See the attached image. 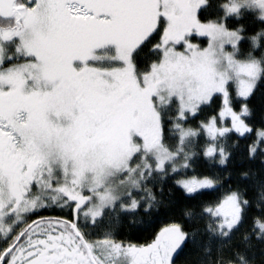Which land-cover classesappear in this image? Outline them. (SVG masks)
I'll return each mask as SVG.
<instances>
[{"label": "snow or ice", "instance_id": "snow-or-ice-1", "mask_svg": "<svg viewBox=\"0 0 264 264\" xmlns=\"http://www.w3.org/2000/svg\"><path fill=\"white\" fill-rule=\"evenodd\" d=\"M260 84L264 0H0V264H175L189 244L206 264H252L253 173L197 166L226 168L241 138L264 166ZM166 184L198 203L151 242L119 239L125 221L173 211Z\"/></svg>", "mask_w": 264, "mask_h": 264}, {"label": "trees", "instance_id": "trees-1", "mask_svg": "<svg viewBox=\"0 0 264 264\" xmlns=\"http://www.w3.org/2000/svg\"><path fill=\"white\" fill-rule=\"evenodd\" d=\"M193 42H196L197 45L204 47L205 40L201 39L197 36L192 38ZM249 104L254 111L255 116V124L259 126L260 117L264 115V84H260L255 93L249 100ZM195 126V125H193ZM254 137V133L252 134ZM248 143H251V139L245 141L243 138L239 141V147L233 149V158L226 168L213 165L204 161L203 156L201 155L200 160L201 164L197 166V173H212V174H223L224 179L228 178L229 173H235L238 169L244 168L253 173V178L248 182V192L247 195L249 199L253 203V207L249 210V219L245 223V225L241 228L243 232L246 230L252 223V218L259 215L260 208L259 205L264 203L259 199V191L258 185L261 180H264V166H262L260 159L249 161L245 158V149ZM170 183V182H168ZM167 184L165 185V199H173L176 201L175 207L173 211H169L166 208H162L159 213L152 217L148 216H137L133 219H129L124 222L122 227L119 229V239L123 240L125 243L131 242L135 244H145L151 242L154 238L155 234L159 231L161 227L164 226L166 221H169L173 218V215L179 217L180 210L184 205H195L198 202L196 201H187L183 200L179 194V192L174 193L172 196H169L167 192ZM217 193H211L203 197L205 200L214 199ZM67 209H64L63 213H61L59 208L51 209L49 208L47 211L43 212L42 215L44 217H60L67 216ZM36 219V217H33ZM193 227L197 225L193 224ZM201 229L203 228V224L198 225ZM199 239V236L197 237ZM240 237L237 235L235 237L236 241H239ZM215 256H218L219 253L215 252ZM249 259L252 261V264H264V244H260L258 241H253V246L249 250ZM208 257L203 252V250L195 246L193 244H189L187 247L183 249V251L179 254V256H174L175 264H206Z\"/></svg>", "mask_w": 264, "mask_h": 264}, {"label": "rangeland", "instance_id": "rangeland-1", "mask_svg": "<svg viewBox=\"0 0 264 264\" xmlns=\"http://www.w3.org/2000/svg\"><path fill=\"white\" fill-rule=\"evenodd\" d=\"M198 37V36H197ZM199 38H201V39H204L205 40V46L204 47H206L207 46V38H205V37H199ZM193 42V41H192ZM193 43H195V44H197L196 42H193Z\"/></svg>", "mask_w": 264, "mask_h": 264}]
</instances>
